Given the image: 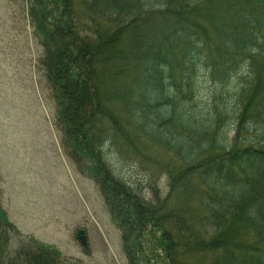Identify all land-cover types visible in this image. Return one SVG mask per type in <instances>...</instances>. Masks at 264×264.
Returning a JSON list of instances; mask_svg holds the SVG:
<instances>
[{"label":"trees","instance_id":"1","mask_svg":"<svg viewBox=\"0 0 264 264\" xmlns=\"http://www.w3.org/2000/svg\"><path fill=\"white\" fill-rule=\"evenodd\" d=\"M41 1L31 14L57 113L75 152L87 140L128 260L148 248L150 230L168 264H264V0H49L43 10ZM200 68L224 87L248 70L234 108L212 95L197 112ZM114 101L124 126L104 110ZM98 115L133 155L143 154L137 142L175 155L166 198L139 197L105 170L96 149L108 140L83 130ZM18 254L21 264L62 263L32 240Z\"/></svg>","mask_w":264,"mask_h":264},{"label":"rangeland","instance_id":"2","mask_svg":"<svg viewBox=\"0 0 264 264\" xmlns=\"http://www.w3.org/2000/svg\"><path fill=\"white\" fill-rule=\"evenodd\" d=\"M48 1H41L42 10L51 8ZM36 4L0 0V209L10 224L0 223V262L11 261L20 246L33 239L59 252L61 264H168L150 230L143 235L148 248L136 260H128L121 230L93 180L94 161L86 156L87 140L79 143L81 151L76 155L74 140L68 138L57 113V99L41 64L45 50L34 30L31 8L36 11ZM245 75H233L224 87L200 68L193 85L197 112L205 115L212 108V95H221L234 108L232 98ZM109 108L124 126L122 102H111L104 110L108 113ZM103 117L99 116L95 129L88 119L83 126L88 138L99 135L108 140L101 146V165L139 197L166 198V166L177 165L175 155L141 142L137 146L143 154L133 155ZM78 230L84 231V248L76 238Z\"/></svg>","mask_w":264,"mask_h":264},{"label":"water","instance_id":"3","mask_svg":"<svg viewBox=\"0 0 264 264\" xmlns=\"http://www.w3.org/2000/svg\"><path fill=\"white\" fill-rule=\"evenodd\" d=\"M77 239L81 242V244H82L83 246H86V240H85V237H84V235H83V231H79V232L77 233Z\"/></svg>","mask_w":264,"mask_h":264}]
</instances>
